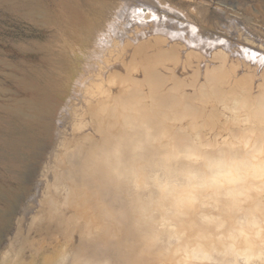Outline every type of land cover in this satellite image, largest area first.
I'll use <instances>...</instances> for the list:
<instances>
[{
    "label": "bare ground",
    "instance_id": "6f19581e",
    "mask_svg": "<svg viewBox=\"0 0 264 264\" xmlns=\"http://www.w3.org/2000/svg\"><path fill=\"white\" fill-rule=\"evenodd\" d=\"M128 6L130 7L131 5H128ZM0 10H4L7 16L10 19H12V21L27 22V23L31 22L34 27H39V28L42 27V28H45V30H48L50 31V33H52L50 36L49 43L47 45H42L37 42H33L32 47L14 44L15 47L22 52H26V51L27 52L28 51L37 52L39 56L37 62L41 67H39L38 65H33L36 60L27 61V60L22 59V61H19L18 63H16V62L8 60L7 58H4L3 56H0V70L9 71V73H5L4 77L9 79L15 85V87L20 89L22 92L29 93L33 96V98H30V99L18 100L13 105H1L0 106V109L5 114V118H2V121L6 125V134H0V164L4 168H6L7 163L9 164L8 162L9 159H7L8 157L7 154L8 153L13 154L14 160H13V163L10 164L9 166L15 169L14 170L15 177L13 178L17 180V185H18V182L25 178V177L23 178V174L25 172L24 169L27 168V164L25 163V158L32 156V154H34L36 150H38L42 146L44 142V138L50 134L52 120L55 117V112L59 108L58 106L60 105L62 101L59 97H61V95L65 93L66 86L68 85L69 81L73 79L72 75L75 73V66L73 65L78 64L79 60L82 61V58L84 56V52H83L84 50H80L77 47L79 46L85 47L86 50L91 55V57L92 56L94 57L96 53L94 44H95V41H97L96 39L98 38L97 36H101V35L103 36L105 34L115 35L116 34L115 32L118 31V28H119L118 26L127 18L128 13H127V4L126 3L119 4L117 0H0ZM150 12L151 11H149V13ZM141 21L147 22L148 19L147 21L146 20H141ZM148 24L151 25L150 22ZM167 24L169 25L170 23H167ZM130 29L125 34L129 33ZM148 29L150 30V28ZM146 30L147 28L144 30L145 33H146ZM120 34H117V35L120 36ZM155 35L153 36V38H155ZM127 36H130V34L129 35L127 34ZM133 36H135L134 33L132 37ZM156 36L160 37L159 34H157ZM119 38L120 37H118V39ZM147 38H149L148 35H147ZM150 38L148 39V42L150 40L152 41V38L151 39ZM162 38L163 37H161V39ZM167 38H165L162 41V43L164 42L163 43L164 45H166L165 43L169 41V38L168 40H166ZM185 38L190 39V36L189 37L185 36ZM156 39L157 38H155L154 41H156ZM161 39H157V40H161ZM57 40L59 41V44H57ZM64 40L73 41L74 44L75 43L77 44V46L66 45L64 43ZM111 40H112V37H111ZM146 40L147 39L139 41L140 43L142 42V44L140 45L138 44L139 42L137 43L139 46H137L136 44H133V45H136L137 47L133 46L134 47L133 48L131 46L133 50L132 52H130L131 54L127 55V56L131 55V58L128 61L125 60L127 58L126 55H125L126 57L124 56V60L122 58L123 61L125 62L127 61V62L126 63L124 62L123 66L121 65L122 64L121 62L120 65L122 67L125 66L126 70L128 71H126L125 69H124L125 72L120 71L121 68L120 70H118L119 66H117L112 71L106 70V72L108 71L107 73H104L101 69V72H99L100 70L98 71L99 73L92 72L94 75V79L96 81L91 82V80L86 79L88 80V82L90 81L91 83H93L91 84V87L89 89V94H91L92 97L95 98L96 103L91 102V103H94V106L91 105L93 107L89 109L91 110L89 113L91 116L90 117L91 120H94L93 123L96 124V127H95L96 132L90 131L91 133H94L91 135V134H88V131L86 129L84 131H87V133L83 134L82 133L83 131L82 132L80 131L84 129L83 127L87 126V125L84 126L83 124H81L82 119L84 117L83 114L89 111V110L87 111L88 107L87 108L85 107L86 110L83 114L81 113L82 115L80 114L81 116L80 115L78 116L76 114L77 118L79 117L78 119H80L79 121L77 119V121L80 123L79 127H81V125L83 126L81 127L80 130H79V127L77 126L78 127L77 129L83 135L81 134L82 136H79L78 138L74 140L72 139L73 137L71 136L72 140L69 139V141L71 140V142L70 143L67 142L69 143L68 149L66 146V149L68 150V152L66 153H67V162L69 164V168L67 171H64L65 173L62 171V173L64 174L62 173L61 174L64 176V179L69 181L68 182L69 185L67 186L66 185L67 183H66L65 184L66 187H64V188H67V195L69 199L73 197L74 200H76L78 197H81L84 199L83 203H86L87 200L85 201V199H89V201L90 200L94 201L93 204L95 205V209L97 210L96 211L97 213L93 215H95L96 218L98 217L97 220L99 221L100 226L96 228V232L95 230H93L94 227L93 229H91L96 233L92 238L86 239V236L89 237V233L87 230L88 235L85 236V239L77 243V245L78 244L79 245H78L77 250L76 251L74 250L75 251V256H74L75 259L73 262L74 264L75 262H79L81 264H160V259H161L160 251H161L162 246L159 243H157V241L166 240L167 236L170 234V229L175 228L178 232H186L188 233V236L191 237L200 232H204V233L215 232V228L218 226V223L220 221H223L227 225V227L224 230L225 233H227V231H230L234 228L242 227V225L240 224V221L242 220L243 216L246 214L245 209L252 206V204H249L243 207H237V202L232 199L227 198L225 192L221 191L219 192L218 195H214L213 191L211 190H202L198 192L196 202L190 203L189 202L190 189L188 186L187 176L192 170H194L197 167H200L199 165L195 164L192 159H190L191 157L214 154L218 150L232 151L240 156H245L250 151H256V150L264 151V81L258 84V88L260 89V92L259 93L253 92L255 95L252 94V88L254 86V83H253L254 78H252V75H248L246 79H244V81H241V82L239 81V83L244 82L245 85L249 87V91H248L249 93H247L245 90L240 89L243 84L242 85L240 84V87L231 86V88L228 91L227 90L223 91L222 89H218L220 88L219 86L221 84L216 83L218 82L217 79H215L216 82L214 81L215 84L219 85V86L215 85V86H218L217 90H215L216 88H214L213 90L210 88L211 90H209V87H208L206 91L205 87L207 86L208 83H210L209 81H211V78L209 77L210 75L208 77H206L207 76L206 75L203 77H205L207 80L209 78V81L208 83L205 81L207 83L205 87L203 88L202 86L200 87L202 88V90L200 89L201 91L195 92V93L194 92L193 93L184 92L185 90L188 89V87L186 86L191 84L190 79L193 80L196 74L194 73L195 76L193 78L191 77L193 76L192 74L191 76H189L190 79L188 81H190L189 82L190 84H187V85L186 83H184L185 82L184 80H186L187 78H184L181 75L180 76L184 80H182L181 78L179 79L178 77L177 79L181 81L176 80L175 75H178L180 73V70L183 71L182 68L179 69V66H178L181 63L177 64L178 61L183 58V55L180 54L183 49L180 50L178 46L176 47V45L178 44L175 45L176 48H173L175 50L177 48L178 50H180V52L176 51L177 53H179L180 59H178V61H177V58L175 59V57H178L176 56L177 54L176 53L175 56L173 57V59H175L176 61L172 60V62H176V65L178 66L177 68L174 67V69L178 70L177 71L178 74H176V70L173 69V66L175 65L172 66V64H175V63H172L171 61H169L170 59H172V57L171 58L166 57L167 59H169L167 60V64H168V61L172 63V64L170 63L171 65H168V66H171L173 69V72L175 74L173 75L175 77H173L171 76L173 72L172 73L169 72L171 74L163 73L162 70L164 68H161L162 70L160 69L161 66L165 67L164 65H162V63H165L166 61V60L164 61V59H166L164 58L166 51H164L163 48H159L160 47L159 45H158L159 47L157 46V48H159L158 51H154L155 49H157L156 47H154L155 49L153 48L154 49L153 51L152 50L148 51V49L150 48V45L146 44ZM128 41L126 42L128 43ZM208 42L210 41L208 40ZM116 46H118V43ZM109 47L110 46H108V48ZM113 48H115L114 43H113ZM192 49H195V48L193 47L189 50L191 52L190 57L192 56V53H194ZM114 50L116 49H113V51ZM198 50H199V47H198ZM210 50L212 51V49ZM210 50H208L209 55L211 54ZM185 51L183 52V54L188 53ZM195 51L197 50L195 49ZM200 51H198L197 54ZM171 52L173 51L171 50ZM218 52L220 53L222 51H220L219 49ZM203 53H204V50H203ZM173 54L170 53L169 56L170 55L173 56ZM105 55H104V58H106L107 56ZM198 55L201 56L202 51ZM218 55L219 54L217 53L216 58L221 56V55L219 56ZM199 56L195 55L194 57H198L199 59ZM204 56L205 54L201 56V58L203 57V60H205ZM101 58L99 57V59ZM118 58L121 60V56L119 57L117 56L115 60ZM207 58L210 61L211 57L208 56ZM223 58L225 57L223 56L220 59L224 60ZM89 59H88V62H89ZM95 59H93L94 62H95ZM99 59L96 60L98 61L97 64L99 63ZM183 59L184 61H186L185 55ZM198 59L196 58L195 60L197 61ZM188 60L190 61L192 60V58ZM227 60L225 61L227 62ZM189 61H188V64H189ZM205 62L202 61V63H205ZM217 62H218L217 66L219 65L220 67L222 64L219 61ZM230 62L228 64H230ZM184 63H182L184 64V66L180 65V66H183V68H185L186 66V62ZM193 63L194 62L190 63V65H192ZM237 63H240V62H237ZM214 64H216V61ZM228 64H227V67H228ZM86 65L88 64L86 63ZM99 65L100 63L98 64L97 67H100ZM194 65L193 67L198 66V65L197 66H194ZM210 66L211 65H209L208 67V72H209V68H211L213 64L211 67ZM191 67H190V71H193L194 68L192 69ZM200 67L196 68L197 71H199V73L196 71H193V72L198 73L197 75L201 73V76H202L203 69H201V71L198 70L200 69ZM104 68L106 69V66ZM140 68H142L143 70H146L147 73L149 72L147 76L146 74L143 76L144 78L139 76L141 75V73L139 75H135L136 73L138 74L137 70H139ZM204 68L207 71L206 66ZM214 68L217 69L215 65H214ZM95 69L97 70V68ZM142 69L140 70L142 71ZM167 69L170 70L169 68ZM212 69H210L211 73H212ZM221 69L219 71H222L224 72L222 74H225L226 72L223 71V66ZM167 71H164V72H167ZM184 71L189 72L188 69L187 71L186 70ZM206 71L205 73L208 74ZM143 72L144 71H142V73ZM84 73L87 74L85 71ZM234 73H236V71H234ZM217 74L220 76L221 73L219 74V72H217ZM217 74H216V77L218 76ZM188 75H190V73ZM188 75H186V77H188ZM201 76H200V79H203L201 78ZM213 76L215 75L213 74ZM223 77L224 76H222L221 78ZM227 77L228 75L226 76V78ZM214 78L215 77H213V79ZM221 78H219V83H224V80L223 82L220 81ZM76 79L74 81H77ZM150 79L151 81L149 83V87H147L148 89H145V90L142 89V84H143V87L145 86L144 81H147ZM194 79L197 81L196 77ZM235 79L237 78L235 77ZM171 80L176 85L174 86L176 87L175 90H172L174 89V87L173 88L167 87L169 84H171ZM196 81H195V84H196ZM235 81L237 82V80ZM166 83L167 85H165ZM195 84L193 83L192 85L194 86ZM211 84H209L208 86L214 87V84L212 86ZM227 84L228 83L226 82V85ZM88 85L86 84V86ZM192 85H190L189 87H191ZM204 85L205 84H203V86ZM197 86L199 87V82ZM223 86L225 87V84ZM74 87L76 86L74 85ZM181 87L183 88L186 87V89L184 88L185 90L182 91L181 89L183 88ZM198 87L196 89L199 90ZM178 88H181V89L179 90ZM190 89H195V87L190 88ZM243 89H245L244 86H243ZM176 90L178 92H176L175 94L174 91ZM73 91H75V89ZM171 91H173V93ZM243 92L247 93L250 96V98L252 97L253 99L251 98L252 100L250 101L253 102V105L257 106V108L252 107L251 109H254V111L249 113V116H251L253 121L246 122V119L241 117V115L243 114H240V116H236L234 118L224 119L223 117L224 112H228V114L232 116L233 115L235 116L238 112L245 113L244 111L247 110V108L245 107L244 103H247L248 101H246L247 98L243 99L245 98L243 97L245 95ZM218 95L220 97H218ZM147 97L148 98L152 97L154 101H156L160 107L165 109L166 113H169V111L171 113L172 111H175V110L177 111V109L179 110L180 108H183L185 111L189 112V115L192 114V116L193 115L199 116V114H201L204 121L202 123H199L198 121L197 122L198 124H195L196 122L194 123L193 121H186L187 123L189 122L188 124L185 122L186 125H184V123L182 122V125L184 126L179 131L174 133L176 135L170 141V143L163 144L159 138L160 131L163 129V126L160 125L158 122H156L157 120L158 121L161 120L163 116H160V114H158L156 111L153 110L157 106L152 108L151 107L152 104L149 107H147L149 102L147 103V106L144 104L143 99ZM196 99L198 102L195 101ZM90 100H93V99H90ZM152 103L156 105V103L154 102ZM207 105L209 108L207 107ZM218 105H220L219 107L223 109L219 107L217 108ZM85 108H83V111ZM249 109H248V112H249ZM200 110L205 114H203ZM177 112L173 114L176 117L179 115ZM84 121H85V118H84ZM178 123L176 122L174 126H177ZM248 124L250 126H247ZM73 125H75V123ZM18 127L19 128L21 127L22 130L20 131ZM91 128L94 129L92 126ZM73 129L74 128H72V130ZM211 130H215L216 132L213 135V137H210L211 135L209 131ZM196 131H197V134H196ZM75 132L73 133L71 132V134L75 135L76 134ZM80 132H77V133H80ZM60 139H62V136L60 137ZM136 150L137 151L139 150V152H137ZM129 156H132L133 159L132 160L129 159L130 158ZM55 160H56V157H55ZM62 178H60V180ZM62 181H58V182H62ZM115 184L117 185V187H115L116 186ZM143 188H146L145 193H144L145 196L141 195V191ZM54 190L55 189H53L52 191ZM127 190L136 191V209H138L136 213L137 218H136L135 225H130V224H129L130 226L126 225L127 227H129V229L127 228V231H126L127 233L126 236H128V238L127 237L126 238H127V241L129 242L128 246L130 245V247L128 248H130L129 250L131 251V254H130L131 256L130 258L128 257L129 260L125 258L124 252L129 253L130 251L128 249L126 250L122 249V245H121L122 242L121 244H119V241H123L122 235L124 237L125 235L123 234L124 232L121 233V229L113 231V226H111L110 223H108L110 222L109 220H111V218L110 219L108 218L110 214H108V217H107L104 211L107 209L105 208L107 204L110 205V204L116 203L117 199L115 198V200H113V196L115 197V195L119 193V191L127 192ZM113 191H116V192H113ZM63 192H65V190ZM252 195L254 198L256 197L255 193H253ZM2 196L3 194H1L0 192V203L5 202ZM12 196H18V195L16 194ZM60 196H62V194ZM59 197L58 199L60 200L61 197L60 198ZM68 197H65V198H68ZM208 197H211V199H208ZM12 198L16 199V197H12ZM148 198L150 199L149 202H147ZM71 199L69 201L70 208H71V205H74V204H71V201L72 203L74 201L73 199L72 200ZM78 199H79V202H82L81 200H83L80 198ZM259 200L264 201V196L263 197L260 196ZM106 202L107 204L104 207V204ZM128 202L127 204H129L128 206L130 207L131 203H128ZM74 203L76 202L74 201ZM76 204L78 205V203ZM81 204L82 203H79V205ZM89 204L91 203L89 202ZM61 206L63 207V205ZM66 206H65V209L63 210L59 208V210L62 211L61 213H63L64 210H65V214L66 212H68L66 210L67 209ZM86 206H87V203H86ZM73 207H74L73 208L74 210L73 209L72 210L74 212L79 211V210L78 211L75 210L77 207L76 208L75 206ZM83 209L84 208H82V210ZM88 209H89V206H88ZM68 210L70 211V209ZM86 210H83V212H85ZM57 211L58 210H56V212ZM59 212H57V214L61 215V213ZM118 212L119 210L117 209L116 214ZM127 213L128 211L126 212V214ZM74 214L71 216L74 217V216L79 215V213L77 215H74ZM58 215L57 216L55 215V217H58ZM93 215L92 216L88 215V217L91 218L93 217ZM119 215H120V212H119ZM63 216L65 217V215ZM103 216H105L107 220L109 219L108 222L107 220L102 219ZM85 217L84 219L88 218V217L86 218ZM115 217L119 218V216H116V215ZM131 217H132V220H134L133 214L131 215ZM131 217L129 216L128 218L129 222H130ZM74 218L76 219L77 217H74ZM37 219H38V222H40V219L39 218ZM64 219H65L64 220L65 222L66 218ZM119 220L120 218L116 219V221H119ZM52 221L55 223L56 222L59 223L57 220L54 221V219ZM76 221L77 220H75V222ZM79 221H82V220H78V222ZM72 222L74 224L73 223H70V224L75 225V222L74 221ZM78 222H76V224ZM90 222L92 221L90 220L89 223ZM51 224H54V223H51ZM60 224L62 225V223ZM91 224L94 225V223H91ZM131 224H133V221L131 222ZM61 225L60 226L58 225V226L62 227ZM74 229L76 230L75 226H74ZM75 230L73 232H75ZM81 230H83V226H82V229H79V233ZM63 232L64 234L67 235V233H65V229ZM68 232H70V230ZM113 232H116L114 233L115 235H113ZM85 234H86V230H85ZM119 236L121 239H119ZM108 238H110L111 240L113 238V241L107 243ZM70 240H72V238ZM125 243H124V246H126ZM63 250H64V247H63ZM108 251L112 254V257L113 256L115 257L111 258L110 261L102 262L100 260L101 254L104 255V253L106 254ZM69 255L71 256V254ZM46 256L48 257V255ZM64 256L66 257V255ZM59 258L60 257H58V259ZM90 260L92 261L91 263L88 262ZM32 263H34V261ZM58 264H61L60 261Z\"/></svg>",
    "mask_w": 264,
    "mask_h": 264
},
{
    "label": "rangeland",
    "instance_id": "374dc122",
    "mask_svg": "<svg viewBox=\"0 0 264 264\" xmlns=\"http://www.w3.org/2000/svg\"><path fill=\"white\" fill-rule=\"evenodd\" d=\"M117 1L119 4H122V3L127 4V13H128L127 18L121 23L122 25L120 24L118 26L119 27L118 31L115 32L116 36L114 34L113 35L105 34V35H103L105 37H103L102 35L97 36L98 37V38H96L97 41H95V44H94L95 51H96L94 57L96 59L93 56L91 57V55L89 54V52L86 50L85 47H83V46L77 47L80 50H84L83 51L84 56L82 58V61L79 60L78 64L73 65V66H75V73L72 75L73 76V79H72L73 82H72V80L69 81L68 85L66 86L67 90L65 89V93L62 94L61 97H59L62 101H61L60 105L58 106L59 108L55 112V117L52 120L50 134L44 138V142H43L42 146L38 150H36V152L34 154H32V156H34V157L30 156V157L25 158V163L27 164V168L24 169L25 176L23 174V178L24 177L25 178L18 182L19 186L17 185V180H15V178H13V177H15L14 176V170L15 169L12 168L11 166H9L10 164L13 163V160H14L13 154H10V153L7 154V156H8L7 159H9L8 160L9 164L7 163V165L9 167L6 165V168H4L0 164V192H1V194H3L2 197L5 200V202L0 203V264H29V263L30 264H35V263L36 264H46V263L47 264H58L59 261L61 264H69V263L74 264L73 262L75 259V257H74L75 251L77 250L78 245H79V244L77 245V243H79V241H81V240H84L85 236L88 235V233H89V237L86 236V239L92 238L96 234L95 233L96 228H98V226H100L99 221L97 220L98 217L96 218V216L93 215V214L97 213L96 212L97 210L95 209V205L93 204L94 203L93 200L89 201V199H85V201L87 200L86 201L87 206H86V203H83V201H84L83 198L78 197L80 199H83V200H81L82 202H79L78 198L76 200H74V198L71 197L76 203H78V205L76 203H74V201H73V203L71 201V204H74V205H71V208H70L69 201L71 198L69 199V197L67 195V188H64V187H66V185L67 186L69 185V183H68L69 181L64 179V176L62 175L65 173L64 171H67L69 168V164L67 162V153L66 152H68L67 149H68V145L71 142V140L72 139L74 140V139L78 138L79 136H82L84 133H87V131H88V134H91V135L94 134L91 132L95 131L96 124L93 123L94 120H91V118H90L91 116L89 113L91 111L89 109H91V107L94 106V103H96L95 98H93L92 95L89 94V89L91 87V84H93L91 82L96 81L94 79V75L92 72H98L99 70H100L99 72H101V69H102V71L104 73H107L108 71L106 72V70L112 71L117 66H119L118 70H120V68H121L120 71H124V69L126 70L125 66L122 67L123 63L125 62V61H123L124 56L131 54L130 52H132L133 46L135 47L136 45L139 46L140 44H142V42L140 43L139 41L147 39L146 44L150 45V48L148 49V51H151V50L153 51L155 49L154 47L157 48V46L159 45L160 46V47L158 46L159 48H163V50L166 51L164 58H166V57L171 58L172 57V59H170V60L167 58L164 59V61L165 60L166 61H165V63H162V65H164L165 67H163V66L160 67V69L161 68L165 69V70L161 69L163 71V73H169V72L172 73L174 67L177 68L179 66V69L182 68V70H183V71L180 70L179 74L177 72L178 70L174 69V70H176V74H178V75H175L174 72H173V74L169 73V74H171V76L175 75L176 80H178L177 77L179 79L180 78L182 79V77H184V78H187L186 80L188 81L190 79L189 76H191V74L193 75V76H191L192 78L196 74L195 77H196L197 81L194 79L195 78L194 77L193 80L190 79L191 84L189 83L190 81L187 82L186 80L182 79L185 81L184 83H186V85L187 84L192 85L193 83L195 84V81H196V84L194 86L192 85L191 87H189L190 85H187L186 86V87H188L187 90H185L186 87H184L185 89L183 87H181L183 89L178 88L179 90L180 89L182 91L185 90L184 92H188V93L199 92L202 90L203 87L206 86V84L209 81V78L207 80L203 76L207 75L206 77H208L210 75L209 77L211 78V81H213V82L209 81L210 83L207 84V86H206L207 88L205 87L206 91H207L208 87H209V90H211V89L213 90L214 88H216L215 90H217V87L219 86L218 84H221L219 86L220 88H218V89H222L223 91L224 90L228 91L231 88V86L240 87V84L241 85L243 84L240 89L245 90L247 93H249L248 92L249 87L246 86L244 82L239 83V81L240 82L244 81V79H246V77L248 75H252V78H254L253 79L254 86L252 88V94L260 92V89L258 88V84L260 82L262 83L264 81V73H263V71H264V0H117ZM128 5H131V6L129 7ZM149 11H151V12L149 13ZM188 16H190V17H188ZM147 19H148V21H147ZM191 19H192V21H191ZM141 20H146L147 22L141 21ZM149 22L151 25L148 24ZM167 23H170V24L168 25ZM152 25H154V26H152ZM120 28H122L123 30ZM146 28H147V30H149L148 28H150V30L149 31L146 30V33H145L144 30ZM119 29H120V31L122 30L121 31L122 33L119 31ZM129 29H130V31L127 34L128 35L130 34V36H127V34H125V33L128 32ZM139 31H140V33H139ZM149 32H151V33L153 32V33L151 34ZM123 33H124V35H123ZM133 33L136 36V38H135V36L132 37ZM156 33L159 34L160 37H157ZM51 34L52 33H50V31H48V30H45V28L34 27L31 22L27 23V22L12 21V19H10L7 16V14L4 12V10H0V56H3L4 58H7L10 61L18 63L19 61H22V59L27 60V61L36 60L33 65H38L39 67H41L37 62V60L39 58L37 52H35V51L22 52L19 49H17L14 44L32 47L33 46L32 43L37 42V43H40L42 45H47L49 43ZM117 34H120V36ZM147 35L149 36V38L151 36L152 41L150 40L148 42L149 38H147ZM154 35H155V38H157V39H161V37H163V38L161 40L156 39V41H154L155 40V38H153ZM166 36L169 38L168 42H166V40H168V38ZM185 36L186 37L190 36V39L185 38ZM111 37H112V40H111ZM118 37H120L121 39L120 38L118 39ZM165 38H167L165 40L166 45L163 44L164 42L162 43V41ZM208 40L210 42H208ZM126 41H128V43ZM64 43L66 45H69V46H77L76 43L74 44V42L70 41V40L69 41L64 40ZM113 43L115 45V48H113ZM117 43H118V46H116ZM144 43H145V41H144ZM158 43H160V44H158ZM161 43L163 44V46ZM57 44H59L58 40H57ZM133 44H136V45H133ZM176 44H178V45H176ZM175 45H176V47L178 46V48L180 50L183 49L180 54L183 55V58L185 55L186 61H184L183 58L182 59L179 58L180 55L177 52H180V50H178V48L176 50L173 49V48H176ZM108 46H110V47L108 48ZM193 47L197 51H195V49H192V51L194 53H192V56L190 57L191 52L189 50ZM198 47H199V50H198ZM112 48L116 49V50L113 51ZM159 48L155 49L154 51H158ZM184 49L185 50L188 49V50L185 51ZM210 49H212V51ZM219 49L222 52L219 53L218 52ZM171 50L173 52H171ZM200 50L202 51V55L205 54V56H206V57L204 56L205 60H203V57L201 58L202 55L201 56L198 55L201 52ZM203 50H204V53H203ZM208 50L211 51L210 55L208 54L209 53ZM184 51L188 52V53L183 54ZM198 51H200V52L197 54ZM214 51H216V52H214ZM195 52H196V54H195ZM105 53L107 56L105 55ZM170 53L171 54L174 53L173 56H171V55L169 56ZM212 53H213V55H212ZM217 53L219 55H221V56L218 55L219 56L218 58H216ZM221 53L222 54L224 53V54L222 55ZM175 54H176V56H178V57H175V59L177 58V61H178V59H180L177 64H179V63H181V64H179L178 66L176 65V62H172V60L176 61L175 59H173ZM193 54H195L196 56H199V59H198V57H194L195 55H193ZM104 55L106 56V58H104ZM97 56H98V58H97ZM117 56L118 57L121 56V60L119 58L115 60V58ZM208 56L211 57L210 58L211 62L208 60V58H207ZM223 56L225 58H223L224 60H221L220 58ZM99 57L100 58L103 57V58L99 59ZM226 57L228 58V60ZM92 58L95 59V62ZM113 58H114V60H113ZM122 58H123V60H122ZM130 58H131V55L127 56V58L125 60L128 61ZM187 58L188 59L192 58V60L189 61ZM196 58L199 61L202 60V61H204V62L206 61V62L202 63V61L201 62H199L198 60L196 61L195 60ZM214 58L217 60H215ZM88 59H89V62H88ZM98 59H99V63H100L99 66L101 68L97 67L99 63L97 64L98 61H96V60H98ZM167 60H169L175 64H172L169 61L167 64ZM220 60H221V62H220ZM225 60H227V62ZM236 60H238V61H236ZM116 61H117V63H116ZM188 61H189V64H188ZM207 61L210 63H208ZM215 61H216V64H214ZM217 61H219L222 64L220 67H219V65L217 66V64H218ZM121 62H122V64H121ZM184 62H186L185 68L189 67V68H187L189 70V72L184 71V70L187 71V69L183 68V66L185 64ZM192 62H194V63L192 65H190V63H192ZM197 62H199V63H197ZM223 62H224V64H223ZM229 62H230V64H228ZM237 62H240V63H237ZM86 63L88 65H86ZM92 63L94 64V66ZM170 63L172 64V66L175 65V66H173V69L171 66H168V65H171ZM182 63H184V64H182ZM195 63H197V64H195ZM201 63H202V65H201ZM212 64H213V66H212ZM227 64H228V67H227ZM180 65H183V66H180ZM193 65L194 66L198 65L197 66L198 68L201 66L200 69H198V70L201 71V69H203V73H205V71H206V69L204 68L206 66V68H207L206 72L208 74L202 73V76H201V73H200L199 75L201 76V78H203V79H200V76L197 75L199 73V71H197V69H196L197 67H193ZM203 65H205V66H203ZM209 65L212 66V67L210 66L211 68H209V72L211 71L210 69L213 68L212 73L210 72V74L208 72ZM214 65L216 66L217 69L214 68ZM83 66H85V67H83ZM105 66H106V69L104 68ZM222 66H223V71L226 72L225 74H222L224 72L219 71L222 68ZM224 66H225V68H224ZM190 67L192 69L194 68L193 71H196L198 73L190 71ZM85 68H87V69H85ZM95 68H97V70ZM167 68H169L171 71L168 70ZM218 68H220V69H218ZM89 69H91V70H89ZM93 69L96 71H94ZM140 69H142V68H140ZM83 70L87 74H85ZM139 70H137L138 74L136 73L135 75H139L141 73V75H139L140 77H143L145 74L147 76L149 73V72L147 73L146 70H143V69H142V71H144L143 73L141 70L140 71ZM87 71H89V72H87ZM126 71H128V70H126ZM164 71H167V72H164ZM216 71L219 72V74L221 73L222 76H224L223 77L224 79L221 78L222 77L221 74H220V76H221L220 77ZM234 71H236V73H234ZM5 73H9V71L0 70V106L1 105H13L18 100L33 98V96L31 94L22 92L20 89L15 87V85L9 79L4 77ZM189 73H190V75H188ZM213 74L215 76H213ZM216 74L218 75L217 77L221 78L220 81L223 82V80H224V83H219V78L216 77ZM80 75H82V76H80ZM186 75H188L189 78L186 77ZM227 75H228V77L226 78ZM175 76H173V77H175ZM211 76H213L215 78L213 79V77H211ZM230 77H231V79H230ZM233 77H234V79H233ZM235 77L237 79H235ZM75 79L77 81H74ZM86 79L91 80V82L90 81L88 82V80H86ZM204 79H206V80H204ZM215 79H217L218 82H216ZM228 79H230V80H228ZM202 80H203V82H202ZM235 80H237L238 83ZM150 81H151V79L144 81L145 83L147 82L148 84L147 83L145 84L143 82L145 86L143 87V84H142V89H144V90L148 89L147 87H149ZM178 81H181V80H178ZM214 81L218 84H215ZM234 81H235V83H234ZM85 82L87 85L89 83V85H88L89 87L86 86ZM198 82H199V87L197 86ZM226 82L228 83L227 85H226ZM230 82L232 85L230 84ZM72 83H74V84H72ZM80 83L82 86L80 85ZM167 83L165 85H167ZM84 84H85V86H84ZM203 84H205V85L203 86ZM209 84H211V86L214 84V87L212 86L213 87L212 88V87L208 86ZM222 84L223 85L225 84V87ZM238 84H239V86H238ZM74 85L76 87H74ZM215 85H218V86H215ZM174 86H176V85L171 80V84H169L167 87L173 88ZM201 86H202V88H200ZM243 86L245 89H243ZM85 87H86V89H85ZM193 87H195V89H190ZM197 87L199 88V90L196 89ZM222 87H224V88L228 87V88L224 89ZM175 88L176 87H174V89H172V90H175ZM74 89H75V91H73ZM84 91H85V93H84ZM223 91H222V93H223ZM227 91H225V92H227ZM76 92H77V94H76ZM171 92L173 93V91H171ZM174 92L176 94V92H178V91L176 90ZM66 93H67V95H66ZM247 93H244L245 95L243 96V97H245L243 99L247 98L246 101H248L247 103H244L245 107L247 108V110L244 111L246 114L243 112L242 113L238 112L239 114L237 113L235 116L234 115L232 116V115L228 114V112H224V116H223L224 119L234 118L236 116H240V114H243V115H241V117L245 118L246 122L247 121H251V122L253 121L251 116H249V113L254 111V109H251L252 107L257 108V106L253 105V102L250 101L253 98L251 97L252 98L251 99ZM148 97L143 99L144 104L147 106V103L149 102L147 107H149L151 104H152L151 105L152 108L157 106L158 108L155 107L153 110L156 111L158 114H160V116H163V118H161V120H159L160 122L158 120L156 121L160 125L163 126V129L160 131V135H159V138L163 144L170 143V141L176 135L174 133L179 131L184 125H186L185 124L186 121H193L194 123L196 122L195 124H198L197 123L198 121H199V123H202L204 121L201 114H199V116H195V115L192 116V114L189 115V112L185 111L183 108H180L179 110L177 109L178 112L175 110V111H172L171 113H170V111H169V113H166L165 109L160 107L157 104V102L154 101V99L152 97L151 98H148ZM218 97H220V96L218 95ZM85 98H87V99H85ZM90 99H93V100H90ZM149 99L152 101H150ZM195 101L198 102L197 99ZM91 102H94V103H91ZM152 102L156 103V105H154ZM250 102L252 105L250 104ZM85 103L87 106L85 105ZM91 105H93V106H91ZM219 106L220 105H218L217 108ZM85 107L86 108L88 107L87 111L88 110L89 111L87 113H84L86 110ZM207 107H208V105H207ZM83 108H85L84 111H83ZM213 108H215V107H213ZM219 108H221V107H219ZM249 108L251 109V111ZM221 109H223V108H221ZM248 109H249V112H248ZM176 112L179 114L177 117L175 115H173ZM81 113L82 114L84 113L83 119L80 117L82 119L81 124H83L84 126L87 125L85 127H83L81 125V127L84 128L82 130H80L81 127H79L80 123L78 122L80 119H78L79 117L77 118V115L79 116ZM85 114H87V115H85ZM203 114H205V113H203ZM252 114H254V113H252ZM186 115H188V116H186ZM165 116H167V117H165ZM2 118H5V114L0 109V134H6V125L2 121ZM84 118H85V121H84ZM77 119H78V121H77ZM195 119H196V121H195ZM72 122H73V124L75 123V125H73ZM86 122H87V124H86ZM176 122L177 123L179 122L178 123L179 125L177 124V126H174V124H176ZM182 122L184 123V125H182ZM168 123H170V124H168ZM69 125L72 127H70ZM93 125H95V126H93ZM77 126L79 127V130L81 132L83 131L82 132L83 134L77 129L78 128ZM91 126L94 129H92ZM247 126H250V125L248 124ZM68 128H70V129H68ZM72 128H74V129L72 130ZM18 129L20 131L22 130L21 127L20 128L18 127ZM85 129L87 131H84ZM71 132L72 133L75 132L76 134L74 133L75 135H73V134H71ZM77 132H80V133H77ZM209 132L211 135L210 137H213V135L216 133L215 130H211ZM196 134H197V131H196ZM61 136H62V139H60ZM71 136L73 137L72 139H71ZM69 139H71V140L69 141ZM166 140H167V142H166ZM67 142H69V143H67ZM66 146H67V149H66ZM61 147H63V148H61ZM58 151H60V152H58ZM137 152H139V150ZM59 154H60V156H59ZM55 157H56V160H55ZM129 157H130L129 159H131V160L133 159L132 156H129ZM57 160L58 161L61 160L62 162L59 161L60 162L59 163ZM62 171L64 173H62ZM60 175H61V177H60ZM59 177L60 178L63 177V178L60 180ZM12 178H13V180H12ZM150 179H151V177H150ZM58 181H62V182H58ZM20 182H22V183H20ZM63 182H65V183H63ZM60 183H62V184H60ZM56 185H58V186H56ZM115 187H117V185ZM53 189H55V190L52 191ZM11 190H12V192H11ZM64 190H65V192H63ZM145 190H146V188L142 189V191H141L142 196H145L144 195ZM59 191H60V193H59ZM113 192H116V191H113ZM15 193L18 196H12V195H16ZM61 194H62V196H60ZM11 196L16 197V199L12 198ZM261 196L263 197L264 195H261ZM58 197L60 198V200L58 199ZM65 197H68V198H65ZM133 197H135V198H133ZM47 198H48V200H47ZM63 198L65 199V201L67 200L68 202L67 201L65 202ZM115 198L117 199V201L115 203L116 205L115 204L108 205L107 202L104 204V207L107 204V206L105 207L107 209L104 211H105V215H107V217H108V214H110L108 217L109 219L111 218V220L108 219L110 222H108V220L106 219L105 216H103L102 219L107 220V222L110 223L111 226H113V231L121 229V233L124 232L123 233V234H125L124 237L122 235L123 241H119V240L118 241H119V244H121V242H122V244H121L122 249H124V250L128 249L129 250L130 248H128V247H130V245L128 246L129 242L127 241L128 236H126L127 235L126 231H127V228L129 229V227H127V226L135 225V223H136V218H137L136 213L138 210V209H136V191H133V190H127V192L119 191V193H117L115 195V197L113 196V200H115ZM122 198H123V200H122ZM124 198H126V199H124ZM6 200H8V201H6ZM149 200L150 199L148 198L147 202H149ZM62 202H63V204H62ZM89 202L91 204H89ZM127 202L131 203V205H132V206L130 205L131 208L128 206L129 204H127ZM79 203H82V204L79 205ZM44 204H45V206H44ZM64 204H65V206L68 205V206H66V208H67L66 210L68 211V212H66V214H65V210L63 213H61L62 211L59 210V208H61L62 210L65 209ZM57 205H59V206L63 205L64 208L62 206L59 207ZM73 206H75V208L77 207L75 210H77V211L79 210V211L74 212ZM80 206H81V208H80ZM88 206H89V209H88ZM116 206H117V208H116ZM123 206H125V207H123ZM133 206H134V208H133ZM3 207L5 210L3 209ZM121 207H122V209H121ZM126 207H128V208H126ZM82 208H84L83 210H86V208H87V210L85 212H83ZM108 208H110L111 211ZM68 209H70V211ZM117 209L119 210L120 215H119V212L117 213L118 215L116 214ZM131 209L133 212L131 211ZM56 210H58L57 212L60 211L59 213H61L62 217L60 214L59 215L57 214ZM112 211H114V212H112ZM127 211H128V213L126 214ZM129 211H131V212H129ZM72 212H74L76 214H74ZM78 213H79L78 216H74V217H77L76 219L71 216L73 214L77 215ZM129 213H131V214H129ZM132 214H133V219L135 221L132 220V217H131ZM35 215H37V216H35ZM55 215L56 216L58 215V217H55ZM63 215H65V217ZM85 215H86V217H88V215H91V216L93 215V217H91V218L88 217L87 219H89V220H87V219H84ZM115 215L119 216V218H120L119 221H116V219H119V218L118 217L116 218ZM34 216L36 219L34 218ZM70 216H71V218H70ZM129 216L131 217L130 222L128 219ZM37 218L40 219V222H38ZM59 218H61V219H59ZM64 218H66L65 222H64V220H65ZM94 218H96V219H94ZM53 219H54V221L57 220L59 223L53 222L52 221ZM93 219H94V221H93ZM121 219L123 220V222ZM75 220H77L76 222H78V220H82V221H79L80 223L78 222L76 224ZM84 220H85V222H84ZM90 220L92 222L89 223ZM72 221L75 222V225H73L74 223ZM113 221H115V222H113ZM132 221H133V224H131ZM33 222L37 227L33 224ZM51 223H54V224H51ZM60 223H62V225ZM70 223H73V224H70ZM91 223H94V225H92ZM80 224L83 226V230H81L79 233V229H82V226ZM84 224H86V225H84ZM55 225H57V226H55ZM58 225L59 226L61 225L62 227H59ZM76 225H78V226H76ZM79 225L81 228L79 227ZM74 226H75L76 230L74 229ZM93 227H94V229H93ZM114 227H115V229H114ZM45 229L47 230V232ZM64 229H65V233H67V235L64 234V232H63ZM91 229L95 230V232ZM42 230H44V231H42ZM69 230H70V232H68ZM74 230H75V232L76 231L77 232L76 233L73 232ZM85 230H86V234H85ZM87 230H88V233H87ZM130 230H131V228H130ZM69 233H70V235H69ZM73 233H75V234H73ZM114 233H116V232H113V235H115ZM60 234H62V235H60ZM68 235H69V237H68ZM71 235H73V236H71ZM77 237L78 238L80 237V238L78 239ZM71 238H72V240H70ZM119 239H121L120 236H119ZM111 241H113V238H112V240L110 238H108L107 243H109ZM125 241L127 244L125 243ZM124 243L126 246H124ZM75 245H76V247H75ZM107 245H109V244H107ZM116 245H117V243H116ZM63 247H64V250H63ZM69 254H71V256ZM130 254H131V251L129 253L124 252V256L127 260H129V258L131 256ZM46 255H48V257ZM58 255H60V256H58ZM64 255H66V257ZM58 257H60V258L58 259ZM114 257L115 256L112 257V254L108 251L106 254L104 253V255L101 254L100 260L102 262L110 261V259L114 258ZM46 258H48V259H46ZM61 259H62V261H61ZM33 261H34V263H32ZM88 262L91 263L92 261L90 260ZM78 263L79 262H75V264H78ZM136 263H138V262H136ZM79 264H81V263H79Z\"/></svg>",
    "mask_w": 264,
    "mask_h": 264
},
{
    "label": "clouds",
    "instance_id": "9594fccd",
    "mask_svg": "<svg viewBox=\"0 0 264 264\" xmlns=\"http://www.w3.org/2000/svg\"><path fill=\"white\" fill-rule=\"evenodd\" d=\"M190 159L200 166L187 176L190 203L196 202L198 192L211 190L214 195L225 192L227 198L237 202V207L252 206L245 209L242 227L227 233L223 221L215 232L191 237L170 229L166 240L157 241L162 246L160 264H264V201L259 200L264 195V151L240 156L218 150Z\"/></svg>",
    "mask_w": 264,
    "mask_h": 264
}]
</instances>
